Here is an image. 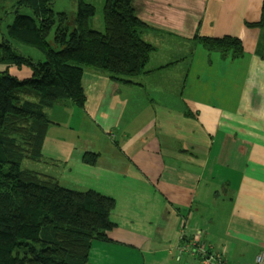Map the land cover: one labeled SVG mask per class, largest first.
<instances>
[{"label": "crops", "instance_id": "0c3cea01", "mask_svg": "<svg viewBox=\"0 0 264 264\" xmlns=\"http://www.w3.org/2000/svg\"><path fill=\"white\" fill-rule=\"evenodd\" d=\"M263 2L134 0L156 48L148 72L126 84L86 71L85 108L48 110L54 132L38 169L61 183L55 170L74 167L86 191L117 201L116 227L88 264H200L182 251L197 235L231 264L264 252V33L250 26ZM224 37L242 50L210 41Z\"/></svg>", "mask_w": 264, "mask_h": 264}, {"label": "trees", "instance_id": "16d2710c", "mask_svg": "<svg viewBox=\"0 0 264 264\" xmlns=\"http://www.w3.org/2000/svg\"><path fill=\"white\" fill-rule=\"evenodd\" d=\"M8 1L0 0L1 10ZM10 1L16 16L0 42V65L6 66L0 71V264H88L94 242L109 241L107 232L116 227L117 201L95 190L62 187L38 169L47 163L45 140L54 124L48 110L57 104L85 108L86 71L136 84L156 48L143 39L147 25L137 17L134 0H105L104 32L92 29L96 7L86 0H77L73 14L56 12V0ZM22 8L32 14H21ZM262 10L261 21L250 26L264 33V2ZM2 22L0 16V33ZM210 41L243 48L238 38ZM15 43L37 50L44 60L35 63ZM258 55L264 59V36ZM10 68L27 69L31 76L21 80ZM98 157L87 154L84 162L95 165Z\"/></svg>", "mask_w": 264, "mask_h": 264}, {"label": "rangeland", "instance_id": "374dc122", "mask_svg": "<svg viewBox=\"0 0 264 264\" xmlns=\"http://www.w3.org/2000/svg\"><path fill=\"white\" fill-rule=\"evenodd\" d=\"M88 3L93 4L96 7V16L92 21L91 27L94 30H97L99 32H104L105 27H104V22H103V10H104V5H105V0H86ZM54 10L56 12H67L73 14L77 10V0H56L54 4ZM2 11V12H1ZM5 11V13H3ZM0 9V16L3 19L2 22V28H1V33H0V42H3L4 36L6 34V28L9 26L16 14H15V9H14V3H12L10 0L5 4V10ZM20 13L23 15H30L32 14L29 9L22 8L20 10ZM14 48L17 49L19 53L24 55L25 57H30L32 58L35 63H38L40 61L44 60V56L42 53L38 52L35 49L29 48V47H24L21 46L17 43H15ZM16 74V73H13ZM71 107H74L73 105ZM75 108V107H74ZM61 109V108H60ZM49 113V112H48ZM52 114H56V112H52ZM52 114L49 115V119L52 121ZM75 115V114H74ZM58 129V127H57ZM50 131L52 132L53 129L51 127ZM54 132V131H53ZM41 169H43L42 166H40ZM57 176H59V179L61 180V186L65 188H69L72 190H77V191H86L89 189L87 188V185L84 184V180H81L78 176L79 172H76V168L73 167V172L68 173V175L63 174L62 167L57 168L56 170Z\"/></svg>", "mask_w": 264, "mask_h": 264}, {"label": "built area", "instance_id": "2783aa9c", "mask_svg": "<svg viewBox=\"0 0 264 264\" xmlns=\"http://www.w3.org/2000/svg\"><path fill=\"white\" fill-rule=\"evenodd\" d=\"M189 250L193 255L199 257L200 264H230L224 261L220 254L211 253L209 246L201 242L199 236L189 241L183 248V251ZM255 264H264V252L260 253L256 259Z\"/></svg>", "mask_w": 264, "mask_h": 264}]
</instances>
